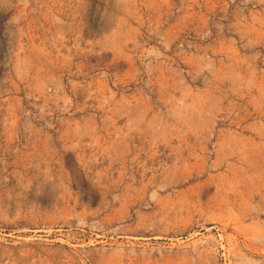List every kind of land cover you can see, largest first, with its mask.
<instances>
[{"label": "rangeland", "instance_id": "rangeland-1", "mask_svg": "<svg viewBox=\"0 0 264 264\" xmlns=\"http://www.w3.org/2000/svg\"><path fill=\"white\" fill-rule=\"evenodd\" d=\"M0 264H264V0H0Z\"/></svg>", "mask_w": 264, "mask_h": 264}]
</instances>
